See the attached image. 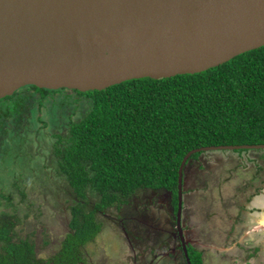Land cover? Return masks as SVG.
<instances>
[{"label":"trees","instance_id":"16d2710c","mask_svg":"<svg viewBox=\"0 0 264 264\" xmlns=\"http://www.w3.org/2000/svg\"><path fill=\"white\" fill-rule=\"evenodd\" d=\"M78 92L91 107L70 120L55 145L54 172L73 194L60 249L41 258L34 241L17 237L29 216L21 206L29 203L27 194L21 189L17 198L0 189V264H80L104 230L110 207L149 190L171 191L177 202L179 167L190 150L264 143V46L195 74ZM190 259L205 264L198 251Z\"/></svg>","mask_w":264,"mask_h":264},{"label":"water","instance_id":"95a60500","mask_svg":"<svg viewBox=\"0 0 264 264\" xmlns=\"http://www.w3.org/2000/svg\"><path fill=\"white\" fill-rule=\"evenodd\" d=\"M262 46L264 0H0V99L27 85L87 92L195 74ZM261 148L187 152L179 167L178 221L193 154Z\"/></svg>","mask_w":264,"mask_h":264},{"label":"rangeland","instance_id":"374dc122","mask_svg":"<svg viewBox=\"0 0 264 264\" xmlns=\"http://www.w3.org/2000/svg\"><path fill=\"white\" fill-rule=\"evenodd\" d=\"M31 101H33V97L27 95L22 96V98L18 96V98L12 101L11 99L1 101L0 109L3 108V116L0 121V133L4 123L7 128L11 126L12 132H15L14 128H19L20 126H27L26 132H29V134L33 129L34 132L37 131L36 126H34L38 122L37 116L34 114L37 110L32 111L33 116L27 114V108ZM90 107L89 98L78 91H58L53 96L51 102L45 105L44 119L41 118L42 124L47 126L46 131L40 133V137L38 136L37 139L33 137L27 139L28 143H31L34 139L40 145H46L41 149V156L44 159L38 157L31 160L32 153L34 154L31 147H24L21 161L11 158V155L5 160L3 159L4 156H0L1 191L12 193V195L18 198L20 195L17 196V193H20L19 191L22 189L27 194L26 199L29 200V203L22 202L21 204L22 209L25 213H29V216L27 220L18 225L16 236L29 238L34 241L37 254L41 258H48L60 249L59 241L67 229L68 221L65 223V218L66 216L70 218L69 206L70 204L73 205L71 202L73 194L68 195L70 187H68L69 185H67L66 180L61 175L53 172L54 163L48 164L42 162V160L46 161V158L50 157L47 153V146L51 144L49 134L55 135L64 131L70 119L83 117ZM7 114L10 116L6 117ZM20 117H24L25 119L20 120ZM12 139L14 143L15 138L12 137ZM11 148L10 146L9 149ZM261 153H264V149L202 151L188 162L187 165H190L193 160L195 161L191 166L192 176L200 184L188 182L187 188L195 189L191 193L194 198L191 197L190 202L194 207L201 205V208L204 209L202 210L203 216L198 215V217L193 219V222H190V226L188 227L191 229H188L187 232L188 236L194 239H201L198 241L204 242L202 244L208 247L203 248V250H206L204 254L206 258L205 264H225V262H228L226 258L231 255H227L224 260L223 256L230 253H223L219 250L214 251L213 249L220 246L216 244L215 248L210 249L209 243L210 241L216 243L218 237L221 236L223 219H225V233H227V221L230 218V214L235 211L233 209L235 202L245 200L246 191L241 188L248 183L247 181L258 182L260 177L264 176V156L258 158V160L250 157L240 159L237 158V154L246 156ZM209 156L212 157L207 162L205 160L204 162H197V160L208 158ZM204 187H207V189H202ZM153 192L149 190L141 195L140 201L142 203L139 205L140 207L145 203H152L151 205H153V202H160L162 198L164 199V196L169 194L166 192L163 194L157 193L158 197H156ZM148 193L152 194L149 195ZM158 204H161L159 205V213L161 214V219L164 221L165 210L163 204L161 202ZM170 204L174 208V202L172 203L171 199ZM206 208L210 212V219L208 221L204 219L207 212ZM215 211H218L219 216L214 214ZM224 215L225 218H223ZM138 226L142 232L145 231L144 225L138 224ZM202 228L208 229L207 234L202 231ZM126 236L116 222L106 220L104 230L96 237V241L87 246L88 251L91 253L90 257L94 261H88L89 258L87 257V259L85 258L86 260L84 259L85 263L129 264L131 250L128 246L129 239ZM163 251L169 252L168 248L165 247L157 251L158 255H162ZM213 258H215L214 262ZM228 264L232 263L228 262Z\"/></svg>","mask_w":264,"mask_h":264},{"label":"flooded vegetation","instance_id":"af4514ba","mask_svg":"<svg viewBox=\"0 0 264 264\" xmlns=\"http://www.w3.org/2000/svg\"><path fill=\"white\" fill-rule=\"evenodd\" d=\"M62 90L78 91L76 89H67V88L52 90L47 88L36 87L33 85H27L21 87L11 95H8L0 99V103H1V101H3L4 99H8V100L11 99L12 101L13 99L18 98V96L20 98H22V96L24 95L33 97V101H31L28 105L27 114H29V116H33L32 111L34 112L35 110H37V112L36 113L34 112V114L35 116H37L38 119L37 124L34 125L36 126L37 131L34 132L33 129L32 132H30V134L29 132H26L27 126L25 127L20 126L19 128L16 127L14 128L15 132H12L11 126L7 128L4 123L2 131L0 133V156H4L3 158L4 160L8 159V157L11 155L12 156L11 158H15L17 161H21L22 158L21 154L23 153L24 147L32 148L34 154L32 153L31 160L36 159L38 157H42L41 149L46 145L45 144L40 145L37 142V140H34L33 138L37 139L40 133L46 131L45 129L47 128V126L43 125L42 124L43 121H41L42 120L41 118L44 119L43 115L45 111V105L51 102L53 96L56 95L58 91H62ZM2 116H3V108L0 109V121L2 119ZM7 116L10 115L7 114L6 117ZM24 119H25L24 117H20V120H24ZM68 125L66 129L60 133H57L55 135L49 134L51 144H48L47 146V153L50 155V157L46 158V161L42 160V162L48 164L51 163L55 164V162H57V157L55 155L56 152L55 145L58 142V137H62V136L64 137L67 135ZM57 135L59 136L57 137ZM12 137L15 138L14 143ZM29 137H33L31 143H28L27 139ZM10 146L12 147L11 149H9ZM262 155H264V153L246 155V156H242V159L245 157H250L252 159L258 160V158H260V156L262 157ZM208 159L209 158H202L201 160H197V162H204V160L207 162ZM194 162L195 161L193 160V162H191L190 165H187L188 164L187 163L184 168L180 222L178 221L179 194L177 193L178 194L177 202L175 203V198H176L174 197L175 195L168 190H160V191L151 190L154 191L153 192L154 195H156L157 193L163 194L164 192L169 193L168 195L164 196V199L162 198V200L160 201L163 204V208L165 210L164 221L163 219H161L162 217L161 214L159 213V208H160L159 205L161 204L158 203L160 202H153L154 203L153 205H151L152 203L151 204L145 203L140 207L139 205L142 203V201H140L141 195H137L136 197H132L128 199V201L124 203L121 208L115 206L110 207L104 213V215L108 218L106 220L107 221L109 220V222L110 220L116 222L118 227H120V229L124 233V235L125 234L127 235L126 236L127 239H129L128 246L131 250L129 264H169V263L188 264V258L190 259V252L192 250L200 252L203 257V262L205 263L206 258L204 257V254L206 250H203V248H208V247L202 244L204 242L198 241L201 239H194L193 237L188 236V232H187L188 229H191L190 227H188L190 226V222H193V219L195 217H198V215L203 216L202 210L204 209L201 208V205L194 207L191 204L190 202L191 197L194 198L191 193L194 192L195 189L187 188L189 181H191L192 184L198 183V180L194 176H192L191 166L193 165ZM54 171L55 170L53 169V172ZM188 173H189V177H188ZM200 181L202 184V178ZM198 185L200 184L198 183ZM177 192H178V185H177ZM148 194L150 195L152 193H148ZM156 197H158V195H156ZM90 199L92 203H96L95 199L93 198ZM170 199L172 203L174 202L173 205L174 208L170 204ZM138 224L144 225L146 228L145 229L146 232L145 231L142 232ZM242 226L244 229L235 227L232 228L231 232L225 233V247H228L230 245H236L234 243H230V238H232L233 236L235 240H239L243 232L253 231L252 230L253 226L248 225L246 221L242 223ZM207 230H208L207 228H202V231L205 232V234H207ZM253 232L254 233L248 235L247 238L246 237L244 238V240L247 243L245 246H247L248 248L241 247L242 243L239 241H238L239 248L237 247V245L234 249L231 248L232 250L229 251L230 254H227L231 256L226 258L228 262L232 264H255L254 263L255 259L253 255L255 252H259V250H254L255 245H253V243L250 241L254 240L253 237L255 234L256 236H261V234L257 230ZM207 238L210 239L209 236H207ZM212 244L213 246L216 245L213 243V241H210L209 243V245L211 246L210 249L213 248ZM249 244L251 245V248ZM165 247L168 248L169 252L167 253L166 251H163L162 255H158L157 251L164 249ZM213 250L218 251L215 249ZM85 251L86 252L88 251L87 247L85 248ZM90 256L91 253L88 251L87 255L83 256V259L80 262V264H88L85 263L87 257L89 258L88 261L93 262L94 259L91 258ZM224 259L225 256H223V260ZM228 262H225V264H228Z\"/></svg>","mask_w":264,"mask_h":264},{"label":"crops","instance_id":"0c3cea01","mask_svg":"<svg viewBox=\"0 0 264 264\" xmlns=\"http://www.w3.org/2000/svg\"><path fill=\"white\" fill-rule=\"evenodd\" d=\"M236 156V155H234ZM264 156V155H262ZM261 157V156H260ZM237 158L242 159V156L237 154ZM246 183L241 189H243L245 192V200H239L235 202V207L233 208L235 211L230 214V218L227 221L228 227L227 232H231L232 228H243L242 223L247 222L248 225L253 226V231H259L261 236L254 235L253 239L250 242L255 245L254 250H259V252L254 253V263L255 264H264V176H261L258 182H249ZM202 189H207V187H204ZM247 199V200H246ZM206 216L204 218L208 221L210 219V212L206 208ZM213 214V213H212ZM215 215H218V211H215ZM219 216V215H218ZM225 218V215L223 216ZM224 222L221 225V236L218 237L217 242L214 244H217L218 248H215L216 245L213 247L215 250L222 251L223 253H227L230 250L234 249L237 245L238 241L242 243L241 247L248 248L245 246L247 243L244 240V238L252 233L253 231H246L243 232L242 236L239 240H235L234 236L230 238V243H234L236 245H230L228 247H225V219H223ZM249 228V227H246ZM234 230V229H233ZM232 235V234H231ZM249 242V243H250ZM250 248L251 245L249 244ZM232 248V249H231ZM227 254H225L226 257ZM215 258H213L214 262ZM219 261V260H218ZM212 262V263H213ZM217 262V261H216Z\"/></svg>","mask_w":264,"mask_h":264}]
</instances>
